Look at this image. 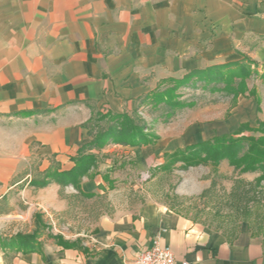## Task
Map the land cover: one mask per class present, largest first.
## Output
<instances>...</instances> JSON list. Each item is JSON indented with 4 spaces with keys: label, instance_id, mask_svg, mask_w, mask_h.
I'll list each match as a JSON object with an SVG mask.
<instances>
[{
    "label": "crops",
    "instance_id": "1",
    "mask_svg": "<svg viewBox=\"0 0 264 264\" xmlns=\"http://www.w3.org/2000/svg\"><path fill=\"white\" fill-rule=\"evenodd\" d=\"M244 55L264 64V0H0V214L35 210L73 231L61 235L69 246L40 236L39 250L6 263L136 264L158 238L178 264H264V230L228 237L152 199L99 205L123 178L137 188L164 152L215 135L207 124L233 130L237 116L255 117L253 98L211 123L160 125L153 144L86 147L96 162L79 187L55 180L90 142L93 114L141 111L162 79Z\"/></svg>",
    "mask_w": 264,
    "mask_h": 264
},
{
    "label": "rangeland",
    "instance_id": "2",
    "mask_svg": "<svg viewBox=\"0 0 264 264\" xmlns=\"http://www.w3.org/2000/svg\"><path fill=\"white\" fill-rule=\"evenodd\" d=\"M251 68L257 71V74L247 79V85L255 90L259 97V103L256 102L255 117H248V114H252V112L247 113L246 111L240 116L241 118L239 116L237 118L241 119L239 122H249L255 126L257 119H264V81L259 76L264 72V64H255ZM180 92L184 94L183 98L190 97L193 93L198 96L205 95L202 99H196L197 103L193 106L178 109L173 116L166 120L160 116L163 109H157L149 103L143 104V108H140L141 111H138V116L145 121L148 127L145 129L146 132L151 131L158 138L156 129L160 125L166 127L175 125L181 128L193 119L200 123H211V118L214 120L218 116L227 118L234 110L240 97H249L239 95L233 102L231 96L224 97L219 93L211 95L202 89H192L188 86L180 88ZM214 99L216 101H211ZM174 122L175 124H173ZM206 128L207 131L204 132L208 136L213 133H230L235 130L230 128L222 130L220 127L213 129L211 124H207ZM243 134L255 135L256 133L246 131ZM165 161L167 158L163 156L159 164L138 173L135 179L139 186L135 189H129L125 178L119 180L122 182V185L118 186L120 189L115 194L106 196L108 199L101 198L99 205L102 207L105 203H111L113 200L122 203V201L143 202L146 199H152L171 211L194 222L210 226L228 237L234 236L242 225H247L248 228L258 233L264 230V182L258 184L255 181L259 174L258 171L240 173L225 159L219 161L218 164L204 161L188 167L183 166L180 161H176L167 169L161 167ZM47 217L48 221L44 222L35 210L31 211L28 219L23 220L7 218L0 214V238L11 237L16 232L29 233L35 229L37 222L39 237L42 236L46 241H52L58 235L63 236L73 232L69 223H60L53 215L48 214ZM15 253L10 250L3 251L0 248V264L1 262L9 263V259Z\"/></svg>",
    "mask_w": 264,
    "mask_h": 264
},
{
    "label": "trees",
    "instance_id": "3",
    "mask_svg": "<svg viewBox=\"0 0 264 264\" xmlns=\"http://www.w3.org/2000/svg\"><path fill=\"white\" fill-rule=\"evenodd\" d=\"M257 64L251 58L240 61L221 63L192 69L181 77L162 79L157 88L142 97L140 104L149 103L155 108L163 109L160 116L168 119L178 109L193 106L196 99H202L205 94L198 96L193 93L190 97L183 98L180 92L182 87L202 89L211 95L219 93L222 96H231L233 102L239 95L252 97L257 104L259 97L254 89L247 85V79L257 74L253 68ZM257 76V75H256ZM259 76L264 81V72ZM218 99V98H217ZM209 101V100H208ZM216 101V99L211 100ZM91 140L78 150L75 165L67 172H59L55 180L60 183L73 184L78 182L87 169L95 165L96 157L91 153H85L86 147L100 148L106 143H119L122 145H144L153 144L157 140L156 134L146 132L148 127L145 121L138 116V111L131 113H96L85 124ZM252 131L254 134H243ZM167 158L162 168L167 169L171 164L180 161L183 166L196 165L202 162L218 164L222 159L227 160L230 166H234L240 173L258 171L255 181L259 184L264 182V119H257L256 125L249 122L240 125L230 133H218L203 141L190 143L186 146L176 148L173 152H164ZM167 162V163H166ZM44 183V182H43ZM38 222L34 230L29 233L16 232L13 236L0 238V248L15 252L28 253L37 251L40 247ZM63 246L71 245L61 236L54 237Z\"/></svg>",
    "mask_w": 264,
    "mask_h": 264
},
{
    "label": "built area",
    "instance_id": "4",
    "mask_svg": "<svg viewBox=\"0 0 264 264\" xmlns=\"http://www.w3.org/2000/svg\"><path fill=\"white\" fill-rule=\"evenodd\" d=\"M151 243L149 247L136 253V264H178L170 246L159 242L158 238H154ZM179 264L186 262L181 261Z\"/></svg>",
    "mask_w": 264,
    "mask_h": 264
}]
</instances>
